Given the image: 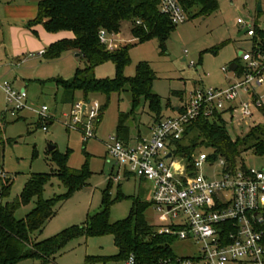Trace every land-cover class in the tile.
<instances>
[{
  "label": "rangeland",
  "instance_id": "1",
  "mask_svg": "<svg viewBox=\"0 0 264 264\" xmlns=\"http://www.w3.org/2000/svg\"><path fill=\"white\" fill-rule=\"evenodd\" d=\"M39 0H0V69L7 68L10 77H16L15 88L24 85L22 78H28L31 83L26 86V107L16 117L5 112V95L0 89V174L12 177V185L6 200H13L19 195L25 181L31 173L50 172L56 168L53 154L64 153L67 149V164L71 168H81L85 163L90 170L86 185L70 193L67 199L57 208L56 213L34 233L35 240H42L61 232L73 225H82L87 216L101 208L104 192H108L114 201L109 209V221L113 222L127 217L131 199L127 196H138L147 200L150 197L151 184L136 175H123V170L116 175H110V165L103 141L108 135L116 133L119 113L131 110L130 94L127 90L113 93L108 105L102 113L99 123L96 122L95 137L83 142L81 133L76 129L67 128L65 116L71 105L61 101L62 90L58 88L54 78L69 79L76 67H83L82 57L63 53L57 59L36 57L35 53L46 47L47 35L43 27L36 25V33L26 28L27 21L36 15ZM258 0H217V9L209 14H198L199 7L194 5L188 10L187 19L169 33L163 49L158 46L157 39L137 43L129 50L130 62L124 69L126 76H132L139 61L147 62L155 72L152 92L160 97V117L174 115L173 107L184 101L195 88L225 87L231 84L234 77L232 71H222L231 62L241 63L240 51L251 49V40L246 34L238 36L242 30L236 18L242 14L255 20V25L264 30V0L262 10L256 11ZM131 21H123L117 36L118 45L133 44L136 38L130 33ZM190 62L192 64H190ZM97 78L112 77L114 65L107 61L98 64L94 69ZM7 80V78H2ZM80 93L75 98L80 100ZM90 99H96L100 104L105 102L103 94H92ZM76 100V101H77ZM44 112L47 130L40 125L43 116L39 115L41 106ZM228 120V119H227ZM256 123H262L263 117L257 115ZM153 122V113L142 102L134 114L126 120L131 139L138 133L148 135V128ZM249 118H240L238 112L232 120L233 129L226 125L231 138L245 135L254 125ZM53 145L54 150H48ZM211 150L199 147L195 153L207 154ZM176 160L186 167L185 160ZM237 167L264 171V154L257 155L252 150L243 152L236 158ZM114 165V164H113ZM118 165L113 167V173ZM110 178V179H109ZM65 187L52 177L42 192L43 198H50L63 193ZM121 193L125 197L115 199ZM34 197L27 205L15 211L17 218H22L35 205ZM146 221L151 225L168 223L169 216L158 212L149 206L144 211ZM177 256H194L199 250V244L192 239L175 240L170 245ZM117 252L111 235L85 237L83 234L67 240L64 246L54 255L57 264H84L87 255L109 256ZM124 260L109 261L107 264H122ZM18 264H41L40 260L27 257Z\"/></svg>",
  "mask_w": 264,
  "mask_h": 264
},
{
  "label": "trees",
  "instance_id": "2",
  "mask_svg": "<svg viewBox=\"0 0 264 264\" xmlns=\"http://www.w3.org/2000/svg\"><path fill=\"white\" fill-rule=\"evenodd\" d=\"M158 0H39L36 15L26 23V28L40 24L47 33L69 32L49 43L43 52L46 59H57L63 53H77L85 60L83 67H76L69 79L54 78L62 90L61 101L72 105L76 93L89 100L92 94H103L105 102L100 104L97 123L108 105L111 94L127 90L130 94L131 110L119 113L116 134L123 140L129 132L126 120L135 109L145 102L153 113V122L160 117V97L152 92V83L156 77L154 70L145 61H139L132 76L124 74L130 62L129 50L137 44L153 38L163 49L164 42L174 25L168 16L157 9ZM185 10L198 5V14H209L217 9V0H181ZM131 21L130 33L135 43L118 45L107 50L98 39L100 29L118 34L121 22ZM256 34L264 39L263 30L255 25ZM33 33H36L32 29ZM110 61L114 65L112 77L97 78L94 69L98 64ZM152 122V123H153ZM41 125V124H40ZM0 129V134H1ZM124 141V140H123ZM125 142V141H124ZM172 153L185 160L188 169H192V157L199 147L209 148L212 157H223L232 166L243 152L252 150L257 155L264 154V111L263 122L252 125L249 131L234 139L226 129L219 114L209 119L198 117L187 124L180 139L172 141ZM55 148V147H54ZM54 150V149H53ZM67 149L64 153H54L56 168L50 172L31 173L25 181L19 195L9 201L12 177L0 174V264H18L27 257L40 260V263L54 261V255L70 238L77 234L85 237L111 235L117 252L113 255H87L84 264H107L109 261L124 260L133 253L140 264H155L158 259L173 256L170 247L173 238L159 235L155 226L149 224L144 216L150 202L138 196H127L131 206L127 217L109 221L110 205L114 201L108 192H104L101 208L87 216L82 225H73L61 232L42 240H35L34 233L40 231L45 223L54 216L57 208L70 193L86 185L90 170L85 163L81 168H71L67 164ZM52 177H56L65 187V191L50 198H43L42 192ZM34 197V207L22 218L15 211L27 205ZM125 197L119 193L115 199Z\"/></svg>",
  "mask_w": 264,
  "mask_h": 264
},
{
  "label": "built area",
  "instance_id": "3",
  "mask_svg": "<svg viewBox=\"0 0 264 264\" xmlns=\"http://www.w3.org/2000/svg\"><path fill=\"white\" fill-rule=\"evenodd\" d=\"M157 9L175 25L187 19L181 0H158ZM236 23L247 28L244 34L251 40V49L240 51L241 63L236 62L235 70L222 67L224 72L232 71L231 84L195 88L174 115L153 122L148 135L133 143L124 142L117 134L103 141L109 160L150 182V204L170 220L154 225L156 233L173 241L192 239L199 244L194 256L173 253L155 264H264V171L232 166L223 157L203 153L193 155L192 169H188L172 153V141L180 139L187 124L200 116L211 119L219 114L232 129L236 112L255 124L258 114L263 117L264 39L256 34L253 18L240 14ZM116 35L100 29L98 39L107 50H113L119 41ZM0 87L5 93L4 114L16 117L26 107L27 91L14 88L8 80L0 79ZM99 108L96 99L75 101L65 115L66 127L78 130L87 142L95 137ZM46 110L42 105L39 111L43 130H47ZM122 264L140 263L130 253Z\"/></svg>",
  "mask_w": 264,
  "mask_h": 264
},
{
  "label": "crops",
  "instance_id": "4",
  "mask_svg": "<svg viewBox=\"0 0 264 264\" xmlns=\"http://www.w3.org/2000/svg\"><path fill=\"white\" fill-rule=\"evenodd\" d=\"M32 29H34L35 31H36V26H34V27H32L31 29H27V31L28 30H32ZM44 30V29H43ZM261 30H263V29H261ZM44 33L47 35V37H46V42H45V44H46V46L49 44V43H51V42H53V41H56V40H58V39H60V38H63V37H70L71 36V34L69 33V32H61V33H54V34H52V33H47L45 30H44ZM240 33V32H239ZM263 34H264V30H263ZM45 49V47H43L42 49H40V50H44ZM39 50V51H40ZM39 51H37V52H39ZM36 52V53H37ZM66 53H68V52H66ZM74 53H72L71 55H73ZM77 54V53H76ZM36 56V55H35ZM76 56V55H75ZM36 57H38V58H40V57H43V56H36ZM234 62H237V61H234ZM7 68H2V69H0V79L2 80V78H7V80L12 84V85H14L16 82H15V80H16V77H10V78H8L9 77V75H8V71L6 70ZM75 70V69H74ZM22 80V82H24V85L25 86H23L22 84H20V83H18L19 85H20V88H24L25 90H26V86H27V84L28 83H31V81L32 80H30V79H28V78H22L21 79ZM221 87H223V86H221ZM15 88V87H14ZM0 89L3 91V93H4V90L0 87ZM4 95H5V93H4ZM80 99H81V97H80ZM76 100H77V98H76ZM179 106V105H178ZM178 106H174L173 107V111L175 112V110L177 109V107ZM97 127V126H96ZM95 132H96V130H95ZM114 134H116V133H114ZM127 136V138L126 139H123L126 143H133L138 137H140L141 135L138 133V136L135 138V139H131L132 137H131V135H130V132H128L127 134H126ZM105 153H106V151H105ZM107 163H113L111 160H109V158L107 159ZM114 164V163H113ZM111 164L110 165V175L112 176V175H116V176H118V171L120 170V169H122L123 170V175H131L129 172H127V170L126 169H124L123 167H120V166H118V169H117V171L115 172V173H113V167L115 166V165H117V164ZM111 179H114V178H112V177H110ZM109 178V179H110ZM149 182V181H148ZM150 194H151V190H150ZM150 197H151V195H150ZM150 197L147 199V200H145V199H142V200H144V201H147V202H150ZM140 198V197H139Z\"/></svg>",
  "mask_w": 264,
  "mask_h": 264
},
{
  "label": "water",
  "instance_id": "5",
  "mask_svg": "<svg viewBox=\"0 0 264 264\" xmlns=\"http://www.w3.org/2000/svg\"><path fill=\"white\" fill-rule=\"evenodd\" d=\"M262 10V6H261V1L258 0L256 2V11L257 12H260ZM247 28H243L240 33L238 34L241 35V34H244L246 32ZM76 56H78V54H75ZM236 66H237V63L236 62H231L228 66L229 70H235L236 69ZM54 149V146L53 145H49L48 146V150H53Z\"/></svg>",
  "mask_w": 264,
  "mask_h": 264
}]
</instances>
